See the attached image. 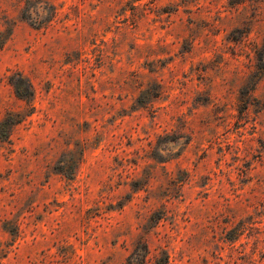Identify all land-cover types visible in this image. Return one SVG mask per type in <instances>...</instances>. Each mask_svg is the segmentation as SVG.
I'll return each mask as SVG.
<instances>
[{
	"label": "rangeland",
	"instance_id": "obj_1",
	"mask_svg": "<svg viewBox=\"0 0 264 264\" xmlns=\"http://www.w3.org/2000/svg\"><path fill=\"white\" fill-rule=\"evenodd\" d=\"M130 258L264 264V0H0V264Z\"/></svg>",
	"mask_w": 264,
	"mask_h": 264
},
{
	"label": "trees",
	"instance_id": "obj_2",
	"mask_svg": "<svg viewBox=\"0 0 264 264\" xmlns=\"http://www.w3.org/2000/svg\"><path fill=\"white\" fill-rule=\"evenodd\" d=\"M16 93H17L18 97H20V98H22V99H23V98L26 99V96H25L24 94H22L21 92H19V90H17V89H16ZM29 97H32V91H31V90H29ZM144 249H145V251H147L146 248H144ZM146 260H147L146 255H143V258H142L143 263H144ZM131 262H132V260H131V258H130L128 264H130Z\"/></svg>",
	"mask_w": 264,
	"mask_h": 264
}]
</instances>
